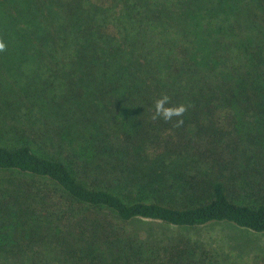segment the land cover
I'll return each mask as SVG.
<instances>
[{"label":"trees","instance_id":"16d2710c","mask_svg":"<svg viewBox=\"0 0 264 264\" xmlns=\"http://www.w3.org/2000/svg\"><path fill=\"white\" fill-rule=\"evenodd\" d=\"M0 40L10 66H25L28 54L44 62L47 78L34 79L39 89L30 96L45 104L55 87L65 90L64 116L78 136L51 126L46 138L72 143L67 159L42 155L26 139L0 145L1 242L29 249L52 242L61 264H198L196 246L155 240L148 247L149 239L109 213L122 222L227 221L264 232V196L231 198L218 147L204 151L209 168L192 171L194 164L170 158L194 150L164 137L219 115L237 127L249 116L264 122V0H0ZM165 94L169 106L187 111L153 121L154 101ZM50 261L5 257L0 264Z\"/></svg>","mask_w":264,"mask_h":264},{"label":"rangeland","instance_id":"374dc122","mask_svg":"<svg viewBox=\"0 0 264 264\" xmlns=\"http://www.w3.org/2000/svg\"><path fill=\"white\" fill-rule=\"evenodd\" d=\"M1 57L0 145L14 147L26 139L25 143L31 145L42 155H57L61 159H67V155L73 149L72 143L61 144L59 140L46 138L47 135L54 133L52 126L67 133L68 137L76 141L78 139L76 131L68 125V119L64 116L63 97L66 91L57 90L55 87L53 93L56 96L50 95L45 99V104L40 102V97L33 98L30 95L34 90L39 89L34 84V79L45 80L47 78V75L42 74L46 70L44 62L35 61L28 54L29 59L24 63L25 66L17 67L10 66ZM18 71H22L23 75L18 74ZM54 99L55 101L52 102ZM51 102L58 107L57 111L49 110ZM224 116L226 115L215 117L214 123L205 121L206 123L200 127L189 124L181 136L167 131L164 134L165 138L174 139L175 142L184 144L183 150H194L196 153V156L179 154L170 159L174 162H187L191 166L194 164L195 169L192 171H197V168L207 169L212 159L206 157L204 151L209 147H218L221 168L224 175L230 179L231 198L237 202L255 203L262 200L261 197L264 196V122L260 121L259 127L253 117L249 116L248 119L246 118L248 122L237 127V120L233 124ZM227 116L235 119L233 114ZM130 127L131 124H127V128ZM47 128L52 130L50 134L43 133V130ZM21 129H23L22 133H20ZM21 135L24 136L21 137ZM162 140L164 139H160L161 142ZM74 146L78 147V143L75 142ZM195 158L198 159L195 161ZM218 167L216 163L214 169ZM114 187L121 192H127V189H130L132 194L141 192L131 186L117 185ZM109 215L113 223L125 226L127 231L134 232L141 238L149 239L148 247H153L155 243L151 242L155 240L163 246L168 244L196 246L201 262L194 263L264 264V232H257L227 221L183 227L151 219L122 222L116 214L110 212ZM56 249L57 247L52 242L41 243L39 241L29 249L28 245H15L14 242H1L0 239V262L1 259L9 257L51 259L49 264H61V254L57 253Z\"/></svg>","mask_w":264,"mask_h":264},{"label":"clouds","instance_id":"9594fccd","mask_svg":"<svg viewBox=\"0 0 264 264\" xmlns=\"http://www.w3.org/2000/svg\"><path fill=\"white\" fill-rule=\"evenodd\" d=\"M6 51V44L3 40H0V52ZM170 97L168 95H162L154 101L153 108L154 112L152 115V120L163 119L165 122L172 121L174 117H183L184 113L187 111V106L184 104L169 106ZM184 123L183 119L176 121L175 126L180 127Z\"/></svg>","mask_w":264,"mask_h":264}]
</instances>
